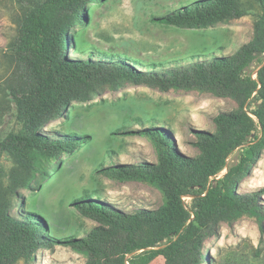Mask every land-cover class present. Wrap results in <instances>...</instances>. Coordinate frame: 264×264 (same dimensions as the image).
Returning <instances> with one entry per match:
<instances>
[{
	"label": "trees",
	"instance_id": "16d2710c",
	"mask_svg": "<svg viewBox=\"0 0 264 264\" xmlns=\"http://www.w3.org/2000/svg\"><path fill=\"white\" fill-rule=\"evenodd\" d=\"M88 1L18 0L24 14L11 48L16 70L9 94L14 102L13 114L23 128L0 136V152L16 165L38 171L43 160L68 151L73 141L52 138L37 128L62 115L74 99H88L125 79L163 91L212 92L234 99L238 111L218 114L214 118L216 133L196 131L195 146L200 154L195 157L183 153L161 127L142 131L155 142L158 162L109 166L103 171L122 180L151 183L164 193V203L157 209L127 212L86 193L74 206L99 224L83 237L61 241L85 254L84 264H149L158 255L166 259V264H201L205 242L219 237L222 222L253 216L264 232V186L246 193L237 190L241 178L264 150V0H257L262 12L253 41L233 54L164 69L150 66L147 70L115 57L93 59L90 54L81 60L65 53L70 43L68 32L80 9L84 17ZM248 14L243 0H195L154 16L153 21L199 28ZM260 59L258 69H253ZM74 135L80 143L88 137ZM238 149H243L238 162L230 164V157ZM17 169L12 171L6 189L16 198V185L29 186V179L15 174ZM5 196L0 194V264L33 261L40 248L54 241L43 235L47 222L35 211L13 215ZM185 197H191L192 203Z\"/></svg>",
	"mask_w": 264,
	"mask_h": 264
},
{
	"label": "rangeland",
	"instance_id": "374dc122",
	"mask_svg": "<svg viewBox=\"0 0 264 264\" xmlns=\"http://www.w3.org/2000/svg\"><path fill=\"white\" fill-rule=\"evenodd\" d=\"M194 1H88L84 17L80 9L79 18L68 32L70 43L65 53L81 60L90 54L93 59L115 57L140 70L150 66L164 69L229 56L253 41L258 14L262 12L257 0H243L248 15L209 27L181 28L153 21L154 16ZM23 14L18 0H0V136L23 128L13 114L14 102L9 94L16 70L11 48ZM261 59L253 69H258ZM236 111L238 103L229 97L198 90L163 91L131 79L122 80L116 87H104L88 99H74L62 115L37 128L52 138L73 141L68 151L43 160L38 171L18 166L0 152V194L6 193L9 211L18 217L35 211L47 222L43 235L54 239L35 253L33 261L21 260L17 264H84L86 255L61 241L83 237L99 224L74 206L77 199L89 193L127 212L157 209L165 199L164 193L151 183L122 180L105 173L104 168L158 162L155 142L142 134L152 126L169 132L183 153L195 157L200 154L195 146L196 131L216 133L214 118L221 112ZM74 133L88 137L80 143ZM242 152L243 149L236 150L229 163L238 162ZM15 168L18 177L29 179L28 187L15 186L17 198L6 192ZM262 186L264 150L241 178L237 190L246 193ZM185 199L192 203L191 197ZM149 264H166V259L158 255ZM201 264H264V232L257 218L244 215L230 223L222 222L219 237L205 242Z\"/></svg>",
	"mask_w": 264,
	"mask_h": 264
}]
</instances>
